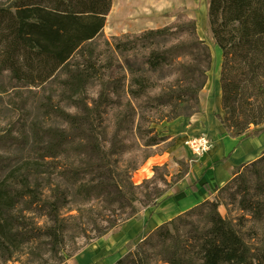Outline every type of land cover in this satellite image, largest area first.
I'll use <instances>...</instances> for the list:
<instances>
[{
    "label": "trees",
    "instance_id": "16d2710c",
    "mask_svg": "<svg viewBox=\"0 0 264 264\" xmlns=\"http://www.w3.org/2000/svg\"><path fill=\"white\" fill-rule=\"evenodd\" d=\"M10 1L0 5V73L24 88L53 84L56 101L47 98L44 112L60 127L43 132L36 161L0 181V264H66L172 196L154 186L151 199L149 186L160 179L171 189L182 171L167 182L156 167L153 178L131 182L134 119L137 110L199 107L212 66L207 43L221 52L222 116L214 120L232 139L264 132V0H208L205 40L184 9L165 27L105 39L113 0ZM125 55L140 57L142 69ZM164 71L170 81L161 89L155 79ZM141 128L143 146H156ZM209 195L115 264H264V151Z\"/></svg>",
    "mask_w": 264,
    "mask_h": 264
},
{
    "label": "rangeland",
    "instance_id": "374dc122",
    "mask_svg": "<svg viewBox=\"0 0 264 264\" xmlns=\"http://www.w3.org/2000/svg\"><path fill=\"white\" fill-rule=\"evenodd\" d=\"M169 2H171L172 5L166 7V10L159 17L151 14V22L154 20H156L157 23L164 22V18H170L168 16L174 10L184 9L186 16L195 21L196 31L198 20H202L200 22L202 34H197L201 40H205L208 0H170ZM10 3V0H0V5H8ZM149 13V11L147 14L142 12L141 14L135 15L134 18L142 21L146 18V16H149ZM172 19L174 21L175 17H172ZM141 32L143 31L129 34H138ZM102 36L105 39L109 38L103 33ZM207 44L209 47L214 48L210 43ZM126 57V60L135 70L142 69V61L140 57L125 55V58ZM123 63L124 62H122V65ZM218 70L220 72V69L217 67V63L214 65V67L211 66V70L207 74L206 89H213L215 86ZM136 74H139V72ZM155 80L157 81L158 87L162 89V87H165L168 81H170V74L166 71L161 72ZM90 95L94 96V88H90ZM49 97H51L52 102L55 103L56 89L53 84H49L43 89L24 88L20 87L14 82H11L9 80L8 73H0V181L7 173L17 170L26 162L36 161V155L42 148V144L44 142L43 132L50 127H60V124H58L57 121L46 116L44 112V104L48 102L47 98ZM196 110H199L198 114H193L196 112ZM213 112H216V110L213 109L212 113L211 111H208L205 114L202 112L200 106L196 107V105L193 104H191V106L181 105L178 108L166 106L162 109L153 111L151 109H145L143 111L137 110L133 127L136 136V143L138 145V147L135 149L137 170L131 174V182L134 185H140L143 181H145L143 180L141 182H137V178L135 176L137 172L143 167V165L149 159H151V157L160 156L169 148L176 146V148L181 149L182 143L187 135L205 133L206 131L214 132L215 128L212 127L214 122ZM162 115H175L176 118L171 122H167L165 120L159 122L160 118H162ZM138 127H142L141 134L145 137V133L149 130H152L153 133L147 135V138L145 139L155 136L159 140L158 144L153 147H144L143 142L136 133V129ZM202 127L204 131L201 129ZM188 154L189 157H187V160L196 158L192 157L190 153ZM180 166H182L180 167V171L185 173L187 168H185L183 163ZM157 168L160 169L161 176L165 177L167 182H170L171 176H169L165 167L162 166ZM151 178H153V176ZM175 185H173L171 189H167L159 179L155 184L149 186L148 193L150 194L151 199H153L155 197L154 186L158 189V191H168V193H172L175 190ZM220 212L222 215L225 214V211L222 209ZM35 215L37 216L36 213ZM230 215L233 218L235 212H230ZM121 227L118 229H121ZM145 237H138L135 243L128 244V251L123 257H125L129 252H132ZM77 243L79 246H81L83 241L81 240ZM79 246H70L68 252L73 251L74 248H78Z\"/></svg>",
    "mask_w": 264,
    "mask_h": 264
},
{
    "label": "crops",
    "instance_id": "0c3cea01",
    "mask_svg": "<svg viewBox=\"0 0 264 264\" xmlns=\"http://www.w3.org/2000/svg\"><path fill=\"white\" fill-rule=\"evenodd\" d=\"M169 1L113 0L102 33L107 37H114L164 27L173 19L165 17L164 22L157 23L156 20L151 22V14L159 17L166 7L172 5ZM148 11L149 16H146L144 20L134 18L135 15L142 12L147 14ZM107 26H110L108 31H106ZM206 85L199 94V106L202 112L206 114L211 111L212 113L215 109L216 112L213 113L222 116V113L218 111L216 100L206 89ZM212 127L215 128L214 132L206 131L205 133L217 141V146L208 154L187 160L189 152L185 148L179 149L175 146L160 156L151 157L135 175L137 182H141L153 176V167L164 166L169 176L173 177L179 173L180 165L183 163L187 170L183 178L175 185V190L170 193L172 196L169 199L163 201L157 208L143 210L136 219L127 221L121 229L112 231L87 246L66 264H115L127 253L128 244L135 243L138 237L151 234L159 226L199 204L211 201L209 191L214 194L231 179L237 167L257 160L264 151L263 143L262 150L256 155V142L264 136V132L257 138L240 140L229 138L216 120ZM193 185L196 187L195 192L190 190Z\"/></svg>",
    "mask_w": 264,
    "mask_h": 264
},
{
    "label": "built area",
    "instance_id": "2783aa9c",
    "mask_svg": "<svg viewBox=\"0 0 264 264\" xmlns=\"http://www.w3.org/2000/svg\"><path fill=\"white\" fill-rule=\"evenodd\" d=\"M217 146V141L207 133L187 135L182 143L192 157H201L208 154Z\"/></svg>",
    "mask_w": 264,
    "mask_h": 264
},
{
    "label": "bare ground",
    "instance_id": "6f19581e",
    "mask_svg": "<svg viewBox=\"0 0 264 264\" xmlns=\"http://www.w3.org/2000/svg\"><path fill=\"white\" fill-rule=\"evenodd\" d=\"M201 21L202 20L199 19L198 23H197V33L199 35L202 34L201 26H200ZM109 29H110V26H107L106 31H108ZM210 49H211V54H212V58H213L212 59L213 60L212 66L214 67V65L217 63V67H218V69H220L221 52L217 48L210 47ZM218 78H219V70L217 71L215 86L213 87V89H208V90L211 92L212 96L216 100L218 111L222 113V111H221V93H220V86H219ZM263 143H264V136L259 141L256 142V147H257L256 155L262 150ZM219 182L221 183V181H219Z\"/></svg>",
    "mask_w": 264,
    "mask_h": 264
}]
</instances>
